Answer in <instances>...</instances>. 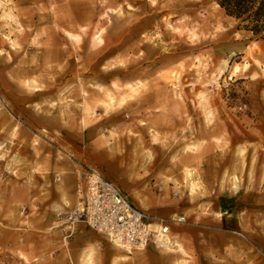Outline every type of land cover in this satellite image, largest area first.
I'll return each instance as SVG.
<instances>
[{
	"label": "rangeland",
	"instance_id": "1",
	"mask_svg": "<svg viewBox=\"0 0 264 264\" xmlns=\"http://www.w3.org/2000/svg\"><path fill=\"white\" fill-rule=\"evenodd\" d=\"M75 166L184 225L207 176L253 185L264 219V43L216 0H0V264H143L58 222Z\"/></svg>",
	"mask_w": 264,
	"mask_h": 264
},
{
	"label": "crops",
	"instance_id": "2",
	"mask_svg": "<svg viewBox=\"0 0 264 264\" xmlns=\"http://www.w3.org/2000/svg\"><path fill=\"white\" fill-rule=\"evenodd\" d=\"M70 171L59 179L64 181L60 201L63 203L66 197L69 201L66 207L63 206L66 210L76 203V188L84 174L76 166ZM70 182L73 183L71 187L67 185ZM247 189L248 192L242 184L234 189L226 182L207 176L209 214L204 216L195 210L184 225L187 222L185 214L197 207L180 205L173 210V215L185 219L184 223L170 225L173 251L179 253L182 249L188 253L191 264H264L263 213L254 203H251L253 207L247 203L245 196L254 195L255 188L251 185ZM217 214L218 218L215 217ZM251 229L253 234L248 232ZM87 246L82 250L91 248ZM90 246L94 247L93 244ZM145 250L141 255L143 264H164L157 252L162 250L153 247Z\"/></svg>",
	"mask_w": 264,
	"mask_h": 264
},
{
	"label": "built area",
	"instance_id": "3",
	"mask_svg": "<svg viewBox=\"0 0 264 264\" xmlns=\"http://www.w3.org/2000/svg\"><path fill=\"white\" fill-rule=\"evenodd\" d=\"M76 203L57 214L68 230L83 225L105 236L127 251L171 246V223H184L183 217L162 219L151 216L130 203L110 180L95 170H86L76 188Z\"/></svg>",
	"mask_w": 264,
	"mask_h": 264
},
{
	"label": "trees",
	"instance_id": "4",
	"mask_svg": "<svg viewBox=\"0 0 264 264\" xmlns=\"http://www.w3.org/2000/svg\"><path fill=\"white\" fill-rule=\"evenodd\" d=\"M238 29L264 43V0H216Z\"/></svg>",
	"mask_w": 264,
	"mask_h": 264
}]
</instances>
